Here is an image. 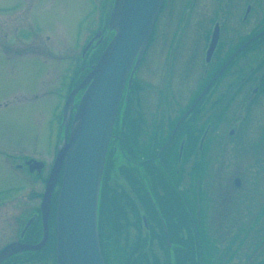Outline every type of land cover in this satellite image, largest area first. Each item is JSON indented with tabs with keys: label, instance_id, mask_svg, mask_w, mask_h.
Here are the masks:
<instances>
[{
	"label": "flooded vegetation",
	"instance_id": "1",
	"mask_svg": "<svg viewBox=\"0 0 264 264\" xmlns=\"http://www.w3.org/2000/svg\"><path fill=\"white\" fill-rule=\"evenodd\" d=\"M103 21L94 45L109 41ZM0 156L22 181L25 172L41 178L29 162L39 158L2 147ZM254 164L264 174V0H164L107 152L99 211L107 261L122 264L128 251L125 264H247L250 223L264 227V178L251 183ZM19 191L24 183L0 188V251L41 240L42 193L30 190L35 206L10 208L25 202ZM40 255L23 251L1 264H41Z\"/></svg>",
	"mask_w": 264,
	"mask_h": 264
},
{
	"label": "rangeland",
	"instance_id": "2",
	"mask_svg": "<svg viewBox=\"0 0 264 264\" xmlns=\"http://www.w3.org/2000/svg\"><path fill=\"white\" fill-rule=\"evenodd\" d=\"M106 3L107 0H0V102H9V107H0V147L5 153L35 156L45 163L41 178L25 172L24 182L0 156V188L25 185V192L15 193L16 198L25 196V202L19 197V201L9 203L10 208L35 206L37 200L30 197V190L44 192L58 138L54 116L60 118L63 96L72 85L61 92L63 79L70 71L77 76L79 63L91 64L94 52L89 49L81 58L82 49L99 28ZM254 139L258 138L252 136L250 141ZM256 168L255 164L250 166L251 183L264 178ZM7 216L15 218L12 213ZM253 224L250 223V253L239 258L244 256L247 264H264V227ZM47 243L41 251V264H51V245ZM255 248L260 251L254 253ZM237 249L235 243L233 250ZM226 252V246H220L218 254L224 259ZM129 254L126 251L122 264Z\"/></svg>",
	"mask_w": 264,
	"mask_h": 264
},
{
	"label": "water",
	"instance_id": "3",
	"mask_svg": "<svg viewBox=\"0 0 264 264\" xmlns=\"http://www.w3.org/2000/svg\"><path fill=\"white\" fill-rule=\"evenodd\" d=\"M162 2L114 0L107 26L114 35L64 105V137L57 147L41 204L42 239L36 245L18 242L6 246L0 252V263L11 254L36 251L46 243L51 195L64 165L55 216L56 264H105L97 212L107 149L123 88L139 64ZM83 89L68 131L76 96ZM30 162L31 171L40 172L44 167L42 162Z\"/></svg>",
	"mask_w": 264,
	"mask_h": 264
},
{
	"label": "trees",
	"instance_id": "4",
	"mask_svg": "<svg viewBox=\"0 0 264 264\" xmlns=\"http://www.w3.org/2000/svg\"><path fill=\"white\" fill-rule=\"evenodd\" d=\"M96 56H97V54H96ZM96 58V57H95Z\"/></svg>",
	"mask_w": 264,
	"mask_h": 264
}]
</instances>
